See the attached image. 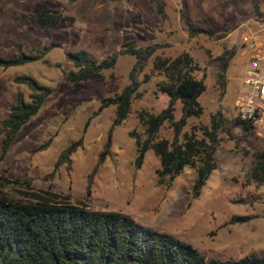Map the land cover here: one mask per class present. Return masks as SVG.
Instances as JSON below:
<instances>
[{
  "label": "rangeland",
  "instance_id": "rangeland-1",
  "mask_svg": "<svg viewBox=\"0 0 264 264\" xmlns=\"http://www.w3.org/2000/svg\"><path fill=\"white\" fill-rule=\"evenodd\" d=\"M157 3L161 14L156 12ZM45 7L57 11L59 19L55 25L40 27L35 15ZM184 20L192 28L213 33L189 37ZM259 24H264V0H0V58H14L17 47L32 54L50 43L58 46L39 61L0 69V147L1 121L16 95L28 94L14 79L29 76L52 90L16 133L0 161V176L29 182L36 190L67 195L72 202L93 210L125 214L188 243L208 258L224 261L264 255V186L250 175L253 154L264 149V126L244 133L233 121L244 64L238 37L244 25ZM127 42L160 48L138 75L139 96L131 102L127 117L110 130L114 107L98 111L99 102L127 84L133 58L118 57L102 82L70 85L62 78V70L68 68L64 57L66 52L84 50L99 62ZM181 53L188 54L200 68L193 77L205 85L198 98L202 114L189 119L182 132L193 125L207 126L217 109L229 132L218 134L216 168L196 199L190 198L194 169L186 167L171 181L157 185L159 163L151 151L134 168L135 139L144 138L138 114H157L168 101L158 91L164 77L153 68V62ZM222 61L227 69L220 96L217 75ZM179 115L180 104L175 102L173 119ZM171 137V129L164 123L158 138L170 141ZM73 143L75 150L68 162L56 166L59 154ZM236 216L247 220L229 224Z\"/></svg>",
  "mask_w": 264,
  "mask_h": 264
},
{
  "label": "trees",
  "instance_id": "trees-1",
  "mask_svg": "<svg viewBox=\"0 0 264 264\" xmlns=\"http://www.w3.org/2000/svg\"><path fill=\"white\" fill-rule=\"evenodd\" d=\"M155 5L157 14H161V4ZM254 11L260 16L256 7ZM181 14L184 18L183 11ZM58 19L59 13L46 7L35 15L40 27L55 25ZM184 25L189 37L198 34L210 36L213 33L210 29L192 28L185 20ZM55 47L58 46L50 43L32 54H24L17 47L14 58H0V69L39 61ZM158 48L160 45L139 47L127 42L99 62L84 50L66 52L64 60L68 68L62 70V78L70 85L102 82L104 73L113 69L118 57L133 58L127 84L119 92L99 102L98 111L108 106L114 107L111 130L127 117L131 102L139 96L138 75ZM153 68L164 77V82L157 88L167 96L168 101L157 114H138L144 138L135 139L134 168L140 166L147 151L158 159L159 168L155 171L157 185L171 181L186 167L192 168L195 178L190 198L196 199L216 168L214 152L219 142L218 134L224 132L228 135L229 132L219 109L209 116L207 126L193 125L187 132H182L189 119L201 116L198 98L205 90L203 80L193 77V73L200 71V68L188 54L181 53L173 59L155 58ZM226 69V61H222L217 75L220 96L223 94ZM14 82L25 86L28 94L24 97L18 93L7 116L1 121L3 137L0 161L19 129L37 113L52 92L49 87L29 76H18ZM175 102L180 104L177 120L172 116ZM233 121L244 133L253 130L250 124L236 116ZM164 123L171 129L170 141L158 138V131ZM74 150V143L63 149L55 165L67 163ZM100 158L96 165L100 163ZM250 175L264 186V149L253 154ZM246 220L247 217L236 216L231 217L228 223H243ZM0 264H264V255L224 261L208 258L188 243L143 226L125 214L93 210L82 203L72 202L67 195L36 190L29 182H13L0 176Z\"/></svg>",
  "mask_w": 264,
  "mask_h": 264
},
{
  "label": "built area",
  "instance_id": "built-area-1",
  "mask_svg": "<svg viewBox=\"0 0 264 264\" xmlns=\"http://www.w3.org/2000/svg\"><path fill=\"white\" fill-rule=\"evenodd\" d=\"M238 49L244 64L234 100L235 116L257 129L264 126V24L244 25Z\"/></svg>",
  "mask_w": 264,
  "mask_h": 264
}]
</instances>
